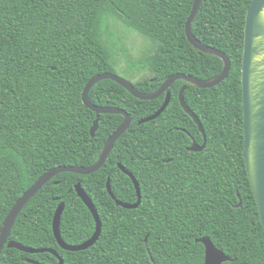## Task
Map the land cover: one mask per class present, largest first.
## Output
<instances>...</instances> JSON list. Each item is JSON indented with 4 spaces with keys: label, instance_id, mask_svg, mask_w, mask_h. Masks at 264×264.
<instances>
[{
    "label": "trees",
    "instance_id": "trees-1",
    "mask_svg": "<svg viewBox=\"0 0 264 264\" xmlns=\"http://www.w3.org/2000/svg\"><path fill=\"white\" fill-rule=\"evenodd\" d=\"M252 0H203L192 25L203 44L225 53L228 78L211 89L177 81L171 103L157 120L140 124L163 106L165 95L142 101L107 80L90 92L98 106L127 111L131 128L115 144L104 167L84 176L63 173L24 208L9 241L53 250L65 264H204L209 237L232 261L264 264V228L243 150L242 63L246 16ZM195 0H0V229L17 201L48 171L94 165L107 140L123 124L83 103L88 82L99 74L124 72L142 93H154L172 75L200 80L219 76L222 59L190 44L186 25ZM122 23L144 38L134 58L111 26ZM124 57V59L121 58ZM207 135L204 151L191 153L204 137L185 112L180 92ZM140 184L138 201L132 179ZM93 201L102 235L91 248L63 250L53 232L61 204V234L80 245L96 231L95 219L76 186ZM240 201L242 206L239 207ZM147 239V241H146ZM59 264L51 253L28 254L7 246L0 264Z\"/></svg>",
    "mask_w": 264,
    "mask_h": 264
},
{
    "label": "water",
    "instance_id": "water-1",
    "mask_svg": "<svg viewBox=\"0 0 264 264\" xmlns=\"http://www.w3.org/2000/svg\"><path fill=\"white\" fill-rule=\"evenodd\" d=\"M203 0H195L191 16L186 25V35L191 45L195 49L201 51L206 55L219 57L224 62V69L222 73L216 78L210 80H200L194 76H187L183 74H175L169 77L161 87L154 93L140 92L133 82L123 78L114 73H104L93 77L85 87L83 92L84 105L96 113V121L91 129L92 139L96 137L99 130L100 120L102 115H121L125 118L123 124L111 135L104 145L103 150L99 155L98 161L89 167L77 166H59L47 173H45L24 195L17 201L16 205L11 210L6 218L2 228L0 229V255L3 249L7 246L10 249H17L23 253L38 254L51 253L59 259V264H65L64 260L53 250L43 249L34 250L27 248L21 244L9 241L11 232L16 223L17 218L28 205V203L55 177L63 173H73L78 175L88 176L101 170L106 161L110 157L115 144L127 133L131 128L132 118L127 111L119 108L98 106L90 100L91 90L99 83L111 80L125 90L132 96L142 101H154L166 94V98L162 108L153 116L143 119L140 124L149 123L157 120L166 111L171 103V93L169 89L177 81H185L199 89H211L222 84L230 75L232 70V63L229 57L213 48L203 44L193 34L192 25L201 9ZM242 88H243V108H244V135L245 144L243 150V158L245 160L248 177L254 192L255 200L258 206V212L264 228V0H252L246 16L245 27V45L242 63ZM187 86L183 87L180 92V102L185 112L195 121L204 137L203 145L194 143L189 148L190 152H202L207 146V135L200 119L190 109L184 98V93ZM120 169L129 176L137 191L138 201L135 204L124 203L118 200L111 188V180L107 183V189L111 197L116 201V204L124 209H137L142 202V194L140 184L132 173L126 170L122 165ZM76 191L79 198L91 211L95 222L96 231L91 239L80 245L67 244L61 234L62 216L66 205L63 203L56 211L53 220V232L60 247L68 252H80L88 250L93 247L101 238L102 235V221L100 215L87 193L82 189L81 184L76 186ZM242 206L240 201L239 207ZM147 241V239H146ZM197 243H202L205 247V263L204 264H225L232 261L222 250L218 249L209 237H204L197 240ZM29 263L39 264L37 262L29 261Z\"/></svg>",
    "mask_w": 264,
    "mask_h": 264
},
{
    "label": "rangeland",
    "instance_id": "rangeland-1",
    "mask_svg": "<svg viewBox=\"0 0 264 264\" xmlns=\"http://www.w3.org/2000/svg\"><path fill=\"white\" fill-rule=\"evenodd\" d=\"M117 25L118 26H111L112 32H114L115 35H119V38L129 50L130 55H132L134 58H137L139 55H141L142 51L146 47V43H144V38L136 32L127 29L126 26H124L122 23H119ZM121 58L124 59L123 56H121ZM118 74L119 76L126 78L130 81L132 80L124 72L119 71Z\"/></svg>",
    "mask_w": 264,
    "mask_h": 264
},
{
    "label": "flooded vegetation",
    "instance_id": "flooded-vegetation-1",
    "mask_svg": "<svg viewBox=\"0 0 264 264\" xmlns=\"http://www.w3.org/2000/svg\"><path fill=\"white\" fill-rule=\"evenodd\" d=\"M164 96V95H163ZM165 98H166V94H165ZM194 143H197L195 140H192V145L194 144ZM198 144V143H197ZM192 145L190 146V147H192ZM200 145V144H199ZM202 146V145H201ZM189 147V148H190ZM189 148H188V151H189ZM190 152V151H189ZM191 153H195V152H191Z\"/></svg>",
    "mask_w": 264,
    "mask_h": 264
}]
</instances>
